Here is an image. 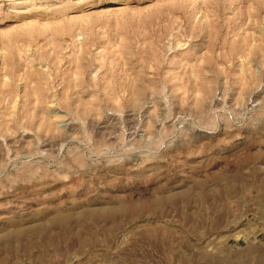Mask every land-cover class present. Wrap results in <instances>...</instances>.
<instances>
[{
  "label": "rangeland",
  "instance_id": "obj_1",
  "mask_svg": "<svg viewBox=\"0 0 264 264\" xmlns=\"http://www.w3.org/2000/svg\"><path fill=\"white\" fill-rule=\"evenodd\" d=\"M0 264H264V0H0Z\"/></svg>",
  "mask_w": 264,
  "mask_h": 264
}]
</instances>
